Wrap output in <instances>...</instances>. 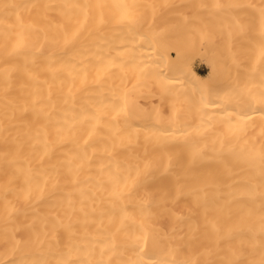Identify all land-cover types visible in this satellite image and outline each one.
Segmentation results:
<instances>
[{
    "label": "bare ground",
    "instance_id": "obj_1",
    "mask_svg": "<svg viewBox=\"0 0 264 264\" xmlns=\"http://www.w3.org/2000/svg\"><path fill=\"white\" fill-rule=\"evenodd\" d=\"M0 264H264V0H0Z\"/></svg>",
    "mask_w": 264,
    "mask_h": 264
},
{
    "label": "rangeland",
    "instance_id": "obj_2",
    "mask_svg": "<svg viewBox=\"0 0 264 264\" xmlns=\"http://www.w3.org/2000/svg\"><path fill=\"white\" fill-rule=\"evenodd\" d=\"M201 67L204 69L203 74H207L209 72V69L205 66V64H202Z\"/></svg>",
    "mask_w": 264,
    "mask_h": 264
}]
</instances>
